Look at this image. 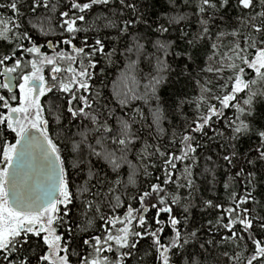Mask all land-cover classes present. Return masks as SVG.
I'll use <instances>...</instances> for the list:
<instances>
[{
  "label": "trees",
  "instance_id": "16d2710c",
  "mask_svg": "<svg viewBox=\"0 0 264 264\" xmlns=\"http://www.w3.org/2000/svg\"><path fill=\"white\" fill-rule=\"evenodd\" d=\"M263 51L264 0H0V68L39 65L50 85L71 264H264ZM13 97L0 75V155ZM112 219L131 228L109 241ZM39 252L28 236L0 264H47Z\"/></svg>",
  "mask_w": 264,
  "mask_h": 264
},
{
  "label": "flooded vegetation",
  "instance_id": "af4514ba",
  "mask_svg": "<svg viewBox=\"0 0 264 264\" xmlns=\"http://www.w3.org/2000/svg\"><path fill=\"white\" fill-rule=\"evenodd\" d=\"M38 43L35 44L34 49H32V54L36 57H43L45 56L46 49H48L50 52L54 53L59 47L64 46L66 44L70 45L69 42H67L65 39H62L61 41H55L54 43L51 42L52 46H49L48 43ZM74 47V46H71ZM6 68L7 71H9L12 75H14V81H15V90L11 92L7 85L4 82V76L1 75V72L3 68ZM27 74H22L21 76H17L16 72L13 70V68H10L7 66L6 61H3L0 68V75L2 76V81L5 85V88L7 89L8 93L13 94L14 97L12 98V102L9 100L3 99V104L5 108V114L2 118L4 122H8L7 116L11 117L12 113L8 112L9 105H15L19 100V83L22 81L23 76L27 77ZM32 78L31 80H33ZM30 80V81H31ZM39 80V79H34ZM28 81V83L30 82ZM41 86L39 88V98L42 96L44 92L47 91L48 82L45 80V78L42 77ZM27 83V86H28ZM29 87V86H28ZM33 88V87H32ZM34 91V88H33ZM84 107V106H83ZM68 109H70L68 107ZM42 113V121L38 123L37 125H34L32 127H37L42 135L46 138L48 144L52 148L53 152L57 156L59 163L62 168V178L60 182V190L58 198L55 200L53 204H51L49 207L53 208L54 213L51 216V220L48 221V223H44L43 221H40L36 217L43 215L42 212L40 214H20L24 216L27 221L25 224H19L17 227V230L13 232H10L9 235L4 236L0 239V262L7 261L9 258V255L11 254V249L13 246L18 244V242H25L27 240V237L30 236L32 239H36L38 243L40 244V254L38 257V260L41 263H47V264H61V261L64 262V264H71V260L69 259L68 252H67V245L65 240H63V235L61 233L60 228V217L62 214V210L65 209L70 203L72 199L71 194V187L69 186V181L66 177L67 175V168H65L64 162H63V155H62V145L61 142L50 133V121L46 118V113L44 110H41ZM14 118V117H11ZM10 124H7L6 127H10ZM31 127V126H28ZM26 127V128H28ZM25 130V129H24ZM23 130V131H24ZM23 131L19 134L14 136L12 140H7V144H4L1 155H0V188L4 189L5 192V177L6 172L8 169V166L11 162L13 152L15 149V145L18 142L21 134ZM4 199V195L0 196V200ZM6 201V200H5ZM7 203V201H6ZM29 217V218H28ZM143 216H141L142 218ZM35 219V220H34ZM33 224L32 227L25 229L24 226L26 224ZM39 224L41 226L39 227ZM104 229V233L109 234V241L112 240L110 237L113 232H116L122 228H131V220L127 223H121L118 221V219H112L111 221L107 220L105 221V225L102 227ZM103 233V234H104ZM108 240L105 238H102L100 241L96 242V245L101 249V251H108L112 252V245ZM113 241V240H112ZM86 245L88 244V240H85L84 242ZM120 244V241H116V246ZM89 251V250H88ZM85 255L82 256L84 259ZM71 258V257H70ZM103 261H107L104 256H100L98 253H96L94 256H90L87 261L82 260L80 264H97Z\"/></svg>",
  "mask_w": 264,
  "mask_h": 264
},
{
  "label": "water",
  "instance_id": "95a60500",
  "mask_svg": "<svg viewBox=\"0 0 264 264\" xmlns=\"http://www.w3.org/2000/svg\"><path fill=\"white\" fill-rule=\"evenodd\" d=\"M48 45L52 46L51 42ZM1 75L13 92L16 87L14 75L5 67ZM40 85L41 81L34 79L28 83L34 88L33 97L38 95ZM15 116L12 113L11 117ZM61 178V165L46 138L37 127L26 128L15 145L6 172L4 198L9 208L17 213L40 214L58 198ZM32 226L28 223L24 228Z\"/></svg>",
  "mask_w": 264,
  "mask_h": 264
},
{
  "label": "rangeland",
  "instance_id": "374dc122",
  "mask_svg": "<svg viewBox=\"0 0 264 264\" xmlns=\"http://www.w3.org/2000/svg\"><path fill=\"white\" fill-rule=\"evenodd\" d=\"M256 59L258 63L257 66L264 64V54L262 52L257 54ZM36 70H39V65H37V67L35 66L33 70L27 74V77H25V75L23 76L22 81L19 83V100L15 105H9L8 108L7 115H9V113L16 114L14 118L9 116H7V118L11 128L16 131L17 135L26 129V127L37 125L42 121L40 98L39 96L33 97V88L27 86L28 81L32 78L42 80V78L36 74ZM241 88L242 81L237 80L234 84V89L239 91ZM2 195H4V189L0 188V196ZM53 213V208L48 206L42 211L43 215L36 218L44 223H48ZM26 221L27 219L24 216L12 211L8 207L5 199L0 200V239L9 235L10 232L14 233L18 225L25 224ZM61 264H64V262L61 261Z\"/></svg>",
  "mask_w": 264,
  "mask_h": 264
}]
</instances>
